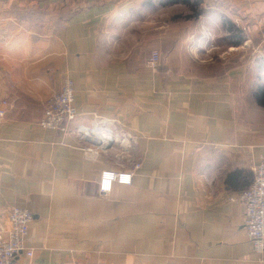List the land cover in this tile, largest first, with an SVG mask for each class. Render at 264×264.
Wrapping results in <instances>:
<instances>
[{
	"label": "crops",
	"instance_id": "obj_1",
	"mask_svg": "<svg viewBox=\"0 0 264 264\" xmlns=\"http://www.w3.org/2000/svg\"><path fill=\"white\" fill-rule=\"evenodd\" d=\"M142 1L0 0V221L33 215L18 264H264L230 200L264 147V0H210L244 41L227 49L238 58L169 56L155 72L116 32ZM66 77L77 117L63 135L38 123ZM135 163L130 185L100 195L101 172Z\"/></svg>",
	"mask_w": 264,
	"mask_h": 264
},
{
	"label": "rangeland",
	"instance_id": "obj_2",
	"mask_svg": "<svg viewBox=\"0 0 264 264\" xmlns=\"http://www.w3.org/2000/svg\"><path fill=\"white\" fill-rule=\"evenodd\" d=\"M151 4L152 7L146 6L143 0L136 11L121 16L116 24L121 28L116 32L121 36L123 48L129 50L132 47L137 55L146 53L147 57L152 55L151 52L156 53L160 62L161 58L169 56L238 58V51L227 49L241 47L244 41L235 45L241 39L239 32L227 30L230 26L228 18L210 0H189V4L172 5H162V1L153 0ZM129 21L132 25L125 26ZM251 58L257 57L251 55Z\"/></svg>",
	"mask_w": 264,
	"mask_h": 264
},
{
	"label": "built area",
	"instance_id": "obj_3",
	"mask_svg": "<svg viewBox=\"0 0 264 264\" xmlns=\"http://www.w3.org/2000/svg\"><path fill=\"white\" fill-rule=\"evenodd\" d=\"M264 35V32H262ZM160 64V57L152 53L146 60V66L156 71ZM74 87L69 78H65L58 91L44 101L42 116L38 125L43 129L51 130L59 134L71 133V126L77 117L73 106ZM1 106H6V101H0ZM6 110L0 109V117H4ZM114 143L113 136H108L107 147ZM85 156L93 155L94 150L83 149ZM120 155L116 159L123 160ZM140 168L139 163L133 164L125 171L106 170L100 173L98 190L101 196L111 192L113 184L130 185L136 171ZM251 185L232 196L230 200L240 203L245 210V230L250 244L254 250L261 254L264 252V147L257 163L251 166ZM33 215L24 209L13 207L9 210L6 223L0 221V264H18L21 255L28 258L33 256L31 249H26L25 241Z\"/></svg>",
	"mask_w": 264,
	"mask_h": 264
},
{
	"label": "trees",
	"instance_id": "obj_4",
	"mask_svg": "<svg viewBox=\"0 0 264 264\" xmlns=\"http://www.w3.org/2000/svg\"><path fill=\"white\" fill-rule=\"evenodd\" d=\"M153 0H144V4L146 6H150L152 7L153 4H151ZM156 1H162V5H172V4H189V0H156ZM14 13L17 16V19H19L20 21H25L27 24H34L35 27L42 29L44 23L46 22V20L48 19L49 21V14L48 11L45 9H38V10H32V9H25V11L23 13H21V11L17 8V7H13ZM69 14H65V15H60L58 20L56 21V26L60 27V25L63 24V21H61L62 19H68L69 18ZM230 26H228L229 28L228 31H232L235 28H232L231 23H229ZM240 37V35H238ZM238 38V37H237ZM241 38V37H240ZM238 40V39H237ZM242 42V38L238 40V42L235 43V45H240ZM253 97L256 101V103L264 108V84L259 83L256 86V89L254 91ZM252 173L249 172V180L247 182V184L245 185V188L240 190L243 191L245 189H247L251 183H252Z\"/></svg>",
	"mask_w": 264,
	"mask_h": 264
}]
</instances>
